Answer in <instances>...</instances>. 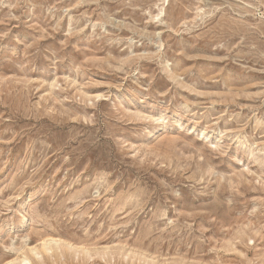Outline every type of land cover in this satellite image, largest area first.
I'll list each match as a JSON object with an SVG mask.
<instances>
[{
	"label": "rangeland",
	"instance_id": "rangeland-1",
	"mask_svg": "<svg viewBox=\"0 0 264 264\" xmlns=\"http://www.w3.org/2000/svg\"><path fill=\"white\" fill-rule=\"evenodd\" d=\"M0 264H264V0H0Z\"/></svg>",
	"mask_w": 264,
	"mask_h": 264
},
{
	"label": "bare ground",
	"instance_id": "bare-ground-1",
	"mask_svg": "<svg viewBox=\"0 0 264 264\" xmlns=\"http://www.w3.org/2000/svg\"><path fill=\"white\" fill-rule=\"evenodd\" d=\"M48 247V246H47Z\"/></svg>",
	"mask_w": 264,
	"mask_h": 264
}]
</instances>
